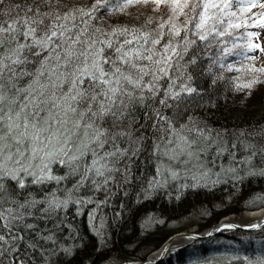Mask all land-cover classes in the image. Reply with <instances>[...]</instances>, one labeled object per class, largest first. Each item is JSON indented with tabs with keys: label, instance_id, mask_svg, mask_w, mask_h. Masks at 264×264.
Segmentation results:
<instances>
[{
	"label": "snow or ice",
	"instance_id": "6c2138e0",
	"mask_svg": "<svg viewBox=\"0 0 264 264\" xmlns=\"http://www.w3.org/2000/svg\"><path fill=\"white\" fill-rule=\"evenodd\" d=\"M136 2L0 0V264H60L81 214L102 234L116 198L114 218L171 188L264 177V124L201 115L221 85L254 82L225 72L264 30V0H153L168 10L154 27L104 21ZM260 244L244 264H264Z\"/></svg>",
	"mask_w": 264,
	"mask_h": 264
},
{
	"label": "trees",
	"instance_id": "16d2710c",
	"mask_svg": "<svg viewBox=\"0 0 264 264\" xmlns=\"http://www.w3.org/2000/svg\"><path fill=\"white\" fill-rule=\"evenodd\" d=\"M152 2L153 0H137L129 7L127 14L119 16L104 13V21L109 24L117 20L121 23L144 24L146 20H151L147 27H154L158 19L166 18L167 11L163 13V8L166 9L164 4L160 5L161 9L143 7ZM177 19L183 21L184 17L181 15ZM100 23L98 20L97 24ZM249 30L259 31L262 38L260 40L264 42V30ZM237 32L243 36L245 29L241 27ZM257 40L258 38L253 39L252 48L247 47V40L238 42L234 51L243 49L244 54L235 58L233 63L239 70L225 72L227 76L238 78L239 83L252 79L253 76L254 82L251 87L232 88L221 85L218 100H214L201 113L209 124L227 127L264 124V74L251 72L252 69H260L255 66V61L258 58L264 59V44L259 45ZM256 43L259 47L255 46ZM132 199L135 200L134 197ZM125 203L127 207L123 214L114 218L112 210L120 206L119 198L115 199L113 209L107 212L103 232L99 235L91 229L85 210L77 220L79 239L74 242V251L68 256H61L60 264H100L110 256L127 262L145 260L168 237L174 236V233L195 228L202 232L217 224L221 218L235 217L249 209L264 207V177H245L235 183L229 180L208 187L180 188L178 194L175 188H171L145 200ZM262 236L264 228L259 232H228L216 239L207 240L211 244L224 238L228 247L206 246L207 243L201 242L196 251H193L191 259L184 257L182 264H196L197 261L199 264H244V256L251 259L260 254ZM209 247L212 250L206 253V248ZM220 248L223 251L217 253ZM225 253L238 255L239 259L232 260ZM175 263L176 260L172 262Z\"/></svg>",
	"mask_w": 264,
	"mask_h": 264
},
{
	"label": "bare ground",
	"instance_id": "6f19581e",
	"mask_svg": "<svg viewBox=\"0 0 264 264\" xmlns=\"http://www.w3.org/2000/svg\"><path fill=\"white\" fill-rule=\"evenodd\" d=\"M247 218L252 219V220H256V219L260 220V218L261 219L264 218V211L259 210V211H255L253 213H249V214H247ZM219 222H220V220H219ZM219 222H217V224H219ZM234 223H236V222H234ZM236 224H238V223H236ZM215 226H216V224L211 225V226L207 227L206 229L209 230V229L215 228ZM262 228H264V226L261 227L260 229H262ZM206 229L204 231H206ZM195 231L196 230L192 229V230H188V231L184 230L183 232L174 233V236L168 237L163 242L164 244H162L161 247L154 250L152 258H160L161 262L167 261L168 264H172V262H168V260H167L168 259V253L170 254V252L171 253L177 252V253H179L178 254L179 257L177 258V260L173 259V262L176 260L177 264L184 263V257L191 259L193 251H196L197 246L199 244H201V242L209 243L207 240H211V238L206 239V240L196 238V240H195V239H190L186 236H183L185 233H192ZM248 233H250V232H248ZM220 236H221V234L217 235L215 237L217 238ZM182 238H185V239H182ZM167 250H170V251H168V253H166ZM178 250H180V251H178ZM211 250H212V247L206 248V253L207 252L209 253ZM222 251H223V248L222 249L220 248V249H218L217 253L222 252ZM105 261H107V260H105ZM105 261L101 262L100 264H104ZM134 262H138V261H134Z\"/></svg>",
	"mask_w": 264,
	"mask_h": 264
},
{
	"label": "rangeland",
	"instance_id": "374dc122",
	"mask_svg": "<svg viewBox=\"0 0 264 264\" xmlns=\"http://www.w3.org/2000/svg\"><path fill=\"white\" fill-rule=\"evenodd\" d=\"M257 2H258V0H257ZM143 5V4H142ZM162 5H163V3H162ZM143 7H146V8H152V7H155V9H161V7L162 6H156V5H154V2H152V3H149V4H146L145 6L143 5ZM163 10H164V12L163 13H165L166 11H168L167 9H164L163 8ZM166 10V11H165ZM258 10H259V8H258ZM161 11V10H160ZM162 13V14H163ZM162 16V15H161ZM263 34H264V31H263ZM260 39H262L261 38V35H259V37H258V40H257V43H259V45H263L264 44V42H263V40H262V42H261V40ZM261 42V43H260ZM256 43V44H257ZM252 63V62H251ZM264 65V59H262V58H258L256 61H255V66L256 67H260V68H262V67H264L263 66ZM259 210H263L264 211V207H259L258 209H249V211H245V212H243L241 215H238V216H227V217H224V218H221L220 219V222L219 223H221V222H236V223H239V224H242V225H245V226H247V225H250V224H253V223H255L257 220H259V219H256V220H252V219H248L247 218V214H249V213H253V212H255V211H259ZM216 226H217V224H216ZM194 230H196L195 232H198V229L197 228H195ZM207 230V229H206ZM225 232L224 233H222L221 235H223V234H226V233H228V232H233V231H235V232H239V231H242V230H239V231H236V230H232V229H229V230H224ZM260 231V230H259ZM259 231H256V232H259ZM202 232H204V231H202ZM243 232H245V231H243ZM248 233V232H247ZM183 239V238H182ZM212 239H216V237H214V238H212ZM224 238L223 239H219V241H217L216 243H212L211 242V244H209V243H207L206 244V246L208 245V246H220V245H224V247H228L227 245V242H224ZM222 242V243H221ZM164 244V243H163ZM171 250V249H170ZM170 250H167L166 251V253H168V251H170ZM178 251H180V250H178ZM154 252V251H153ZM179 253H177V252H174V253H171L170 252V254L168 253V262H173V259H176L177 260V258L179 257V255H178ZM182 255V254H181ZM148 257H153V253H151V254H149L148 256H147V258ZM120 261H124V260H122V259H119V258H116V256H110L109 257V259L107 260V261H105L106 263L108 262V263H113V264H119V262ZM134 262V261H133ZM159 264H168L167 263V261L165 262H162V263H160L159 262ZM175 264H177V263H175ZM180 264H182V263H180Z\"/></svg>",
	"mask_w": 264,
	"mask_h": 264
},
{
	"label": "water",
	"instance_id": "95a60500",
	"mask_svg": "<svg viewBox=\"0 0 264 264\" xmlns=\"http://www.w3.org/2000/svg\"><path fill=\"white\" fill-rule=\"evenodd\" d=\"M261 220H264V218H262V219L260 218V220H257L255 223H259ZM222 224H231V225H233V227L232 228H221L220 226ZM263 226L264 225H262L261 227H263ZM260 228L251 229V228H249V227H247L245 225H242V224H239V223L236 224L234 222H230V221L228 222L227 221V222H221V223L217 224V226H215V228L206 230L204 232L185 233L183 236H186V237H188L190 239H195V240H196V238L197 239H205L206 240V239H210V238L212 239L215 236L224 233L225 232L224 230L227 231L229 229H232V230H236V231L242 230V231H245V232H256V231H259ZM185 238H183V239H185ZM142 261L145 262V264H159V262L162 263L160 258H152V257H148L147 259L142 260ZM142 261L134 262V264H142ZM104 264H113V263H111V262L110 263H108V262L106 263L105 262ZM119 264H127V262L126 261H120Z\"/></svg>",
	"mask_w": 264,
	"mask_h": 264
}]
</instances>
